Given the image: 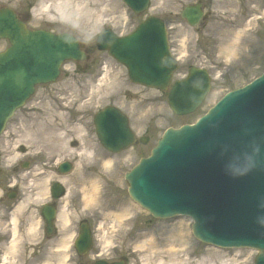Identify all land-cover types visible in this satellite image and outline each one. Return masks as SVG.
<instances>
[{"label":"rangeland","instance_id":"obj_1","mask_svg":"<svg viewBox=\"0 0 264 264\" xmlns=\"http://www.w3.org/2000/svg\"><path fill=\"white\" fill-rule=\"evenodd\" d=\"M196 1L199 0H151V9L141 17L133 15L120 0L34 1L33 27L71 32L90 50L92 59L96 55L98 63L103 61L104 66L99 65L87 74L70 70L57 82L37 87L34 96L10 119L8 127L14 133L12 138L20 137L18 142L28 144L32 154L45 148L40 143L46 141L48 150L51 155L55 152L56 158L69 155L70 151L75 156L76 151L70 149L68 143L83 142L85 149H82L91 153L77 156L76 168L87 165L90 158L96 157L94 181L100 188L97 190L100 193L98 202L102 205L104 221L100 249L107 257L127 258L129 264H177L180 259L174 255H180L177 250L181 248L170 236L166 235L169 243L164 250H171L174 255L169 252L157 254L163 249L145 251L142 246L151 240L148 233L158 235L179 227L193 240L191 251L181 256L184 258L182 264H254L257 256V251L251 249H219L198 241L192 234L193 222L189 217L154 218L131 200L124 178L142 157L150 154L167 128L194 123L228 91L249 83L264 71V0H202L209 19L198 28L191 27L180 16L186 5ZM26 3L0 0V6L12 7L22 13L26 11ZM59 4H66L64 9L72 19H65L56 10ZM146 15L163 17L169 23L173 49L179 58L174 80L184 78L191 67H202L211 74V93L191 115L177 116L168 105V92L133 84L124 66L107 53L95 51L96 35L103 27L114 24L118 32L126 33ZM106 106L121 109L129 117L130 126L138 137H150L148 143L118 154L107 152L99 144L93 126L91 132L86 128L92 124L93 115ZM73 109L85 111L78 113V127L71 123ZM32 143L34 145H30ZM108 159L114 160L116 166H104ZM72 175L76 178L80 175L79 170ZM125 210H129V218L127 212L123 213ZM110 212H113L112 216ZM116 214L121 220L113 224ZM106 238L108 243H105Z\"/></svg>","mask_w":264,"mask_h":264},{"label":"water","instance_id":"obj_2","mask_svg":"<svg viewBox=\"0 0 264 264\" xmlns=\"http://www.w3.org/2000/svg\"><path fill=\"white\" fill-rule=\"evenodd\" d=\"M123 1L138 13L148 6V0ZM182 15L196 26L203 13L200 6H189ZM0 38L9 39L12 45L0 54L2 129L14 110L33 94L37 84L55 81L63 61L80 60L84 55L74 37L31 32L10 9L0 10ZM100 45L128 67L134 81L140 77L139 70L151 77L154 85L142 81L148 86L166 89L176 69L168 55L164 23L154 17L125 38H112L105 32ZM135 58L141 60L140 65ZM208 84L209 78L203 70H191L189 78L176 82L171 92L172 109L178 114L193 111L208 92ZM261 86H264V76L244 89L229 93L197 125L169 129L151 156L143 158L126 175L132 199L155 217L191 216L196 238L219 247L257 248L261 254L256 264H264V125L256 128L262 137L251 148L228 150L211 135L224 141L223 132L213 129V122L221 119L241 96L247 101L257 97ZM251 106L257 107L254 102ZM240 107L227 112L223 118L231 115L235 121L239 118L245 123L254 118L249 121L259 124L257 115H264V104L256 113L247 109L248 115L240 111L243 105ZM126 122L112 108L97 115L99 138L108 150L118 152L136 142Z\"/></svg>","mask_w":264,"mask_h":264},{"label":"flooded vegetation","instance_id":"obj_3","mask_svg":"<svg viewBox=\"0 0 264 264\" xmlns=\"http://www.w3.org/2000/svg\"><path fill=\"white\" fill-rule=\"evenodd\" d=\"M23 1H27L26 11H17L18 17L29 25L32 0ZM3 42L8 45L7 41ZM91 57L90 54L88 66ZM77 68L83 69L80 65ZM12 140L5 141L0 136V264L4 250L9 249L13 240L17 241L15 245L25 241L31 246L26 248V253L18 250L13 260L6 258L8 264L9 260L12 264H44L43 260L55 257L54 247L63 240L69 245L73 232L77 233L81 226L93 229L99 215L92 211L87 213L83 206L81 183L85 182L86 174L76 178L71 173L60 174L54 158L30 157L26 144H14ZM72 145L78 146V143ZM30 227L35 228L32 233H29ZM98 259L109 264H128L123 256L104 258L98 250L85 256L69 251L65 264H94Z\"/></svg>","mask_w":264,"mask_h":264},{"label":"bare ground","instance_id":"obj_4","mask_svg":"<svg viewBox=\"0 0 264 264\" xmlns=\"http://www.w3.org/2000/svg\"><path fill=\"white\" fill-rule=\"evenodd\" d=\"M64 1H67V0H64ZM85 1H90V0H85ZM65 5L66 4H64V5L59 4L55 8H56V10L60 14H62L65 17V19H67L68 17L72 19L73 17L70 14H68L65 11V9H64ZM3 135H5V134H3ZM45 142H42V145L47 144V142L46 143ZM82 148L76 150V152H75V154H77L79 157H81V155L83 157L85 153H86V155H89L91 153L88 150H83L85 148H83V149ZM43 149L46 150L45 148H43ZM66 157H68V156H66ZM95 160H96V157H92V158L89 159L90 162H95ZM113 164H114V166H116L117 163L114 162V160H112V159H108L105 162L104 166H109V165H113ZM92 188H94V189H92ZM83 191L85 193L84 194V197H85L84 198L85 206L86 207H93V206H95L96 200H97L96 199V196H95V193H97V184H96V181L95 182L86 181L85 182V187H84ZM19 209L22 210V207H19ZM128 211L129 210H125L123 213H126L127 212V214H128L127 217L129 218V212ZM110 215L112 216L113 214L111 213ZM117 215L118 214L115 215V219L117 221L115 220L113 222V224H117L121 220V217L120 216H117ZM103 226H104V221L102 222L101 225H99L97 227V230L99 231V233L101 235H102V231H103ZM15 227H16V225L14 224V229H15ZM34 230H35L34 227H30L29 228V233H32ZM191 230H192V227H191ZM16 235H17V232L15 233V236ZM148 235L150 237L152 236L151 237V240H148L142 247L143 248H146L145 251L146 250L149 251V249H152V250H154V249H157V250L158 249H163V250H161V252L158 250L159 253H157V254H160L161 253L160 255H163V253H168V252H169L170 255H174V253L171 250H168V252H167V250H164V247H165V245H167L169 243L167 241L168 240V237H166V235L167 236H170L171 241H172V238L175 239L174 241H176V243H178L179 247L181 248V249L177 250L180 253V255H174V256H177V259L178 258L180 259V261L177 262V264H182V262L184 261L183 260L184 258L182 259L181 256L183 254L184 255H188L187 252L188 251L190 252L191 249H192L193 240L188 235V232L187 233L184 232V230L182 229V227H179V228H176V229L171 228V230L166 231V232H163V233L158 234V235L156 233H152V232L151 233H148ZM16 242H17L16 240H13L10 243L11 245H10L9 249L4 250V259H3L2 264H8V260L6 258H12L11 260L15 259L12 256H14L18 250L22 251L23 253H26V251H25L26 248L31 246V244H27L25 241H22L19 244H16L15 245ZM105 243H108L107 238L105 240ZM67 244H68L67 241L63 240L60 243V246L58 248L59 250L58 251H55V253H54V256L55 257L52 258L51 260H47V261L43 260L44 261V264H63V263L65 264V261L67 259V256L64 254V252L69 248L67 246ZM170 245L171 244H169V246ZM172 246L175 247L174 244ZM174 251H176V250H174ZM11 260H9V264H12L10 262Z\"/></svg>","mask_w":264,"mask_h":264}]
</instances>
